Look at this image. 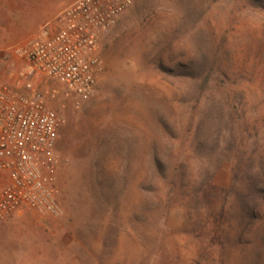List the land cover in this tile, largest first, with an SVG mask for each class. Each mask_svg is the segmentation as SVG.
<instances>
[{"label": "rangeland", "instance_id": "rangeland-1", "mask_svg": "<svg viewBox=\"0 0 264 264\" xmlns=\"http://www.w3.org/2000/svg\"><path fill=\"white\" fill-rule=\"evenodd\" d=\"M101 52L89 100L40 83L61 214L0 264H264V0H139Z\"/></svg>", "mask_w": 264, "mask_h": 264}, {"label": "built area", "instance_id": "built-area-1", "mask_svg": "<svg viewBox=\"0 0 264 264\" xmlns=\"http://www.w3.org/2000/svg\"><path fill=\"white\" fill-rule=\"evenodd\" d=\"M139 0H78L38 34L10 50L24 61V87L0 85V220L21 209L60 215L59 191L48 170L64 119L52 109L43 80L67 97L87 101L97 91L105 64L102 35ZM59 94L53 90V97Z\"/></svg>", "mask_w": 264, "mask_h": 264}, {"label": "crops", "instance_id": "crops-1", "mask_svg": "<svg viewBox=\"0 0 264 264\" xmlns=\"http://www.w3.org/2000/svg\"><path fill=\"white\" fill-rule=\"evenodd\" d=\"M78 0H0V85L20 84L24 61L10 52L33 39ZM13 220H0V255L12 260ZM11 247V248H10Z\"/></svg>", "mask_w": 264, "mask_h": 264}]
</instances>
